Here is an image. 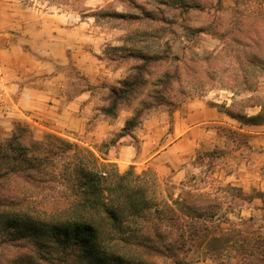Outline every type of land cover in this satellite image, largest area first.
Returning a JSON list of instances; mask_svg holds the SVG:
<instances>
[{"label": "rangeland", "instance_id": "obj_1", "mask_svg": "<svg viewBox=\"0 0 264 264\" xmlns=\"http://www.w3.org/2000/svg\"><path fill=\"white\" fill-rule=\"evenodd\" d=\"M72 7L84 5L73 0H0V141L11 135L17 122L28 125L36 139L46 132L54 133L109 158L120 171L129 165L136 172L152 170L158 177L159 197L164 195L161 190L167 183L177 185L186 175H202L205 170L209 172L208 181L201 185L207 190L224 191L232 185L246 194L264 193V124H241L218 106L228 105L232 95L225 85L233 76L220 69L228 58L222 52L223 41L229 42L233 21H258L264 16V0H154L143 9L131 10L137 14L125 17L112 13L110 5L109 14L103 8L96 10L94 22L107 29L119 28L117 37L123 44L122 50L111 46L115 35L111 34L107 45L96 53L108 69H121V78L92 84L72 63L37 73L32 66L36 55L31 50L37 41L20 30L25 20L35 28L37 17ZM220 29L227 32L225 40L219 37ZM128 49L157 53L162 58L149 64L145 83L135 97L118 108L116 117L107 118L101 108L107 104L110 88L120 86L141 63L128 54ZM236 78L242 79L239 74ZM24 86L50 91V96L42 94L36 98L38 107L25 108L20 99ZM241 89L239 97H245L247 93ZM258 89L264 90V77ZM87 90L91 103L85 112L87 118L83 125L67 128L56 110ZM158 94L163 95V103L154 102ZM49 104L58 108L50 110ZM137 110L141 111L139 125L121 135L124 120ZM99 123L106 126L100 131L101 138L94 133ZM218 127L243 131L248 145L240 142L243 139L232 140L233 135L225 137V131ZM212 148H223L225 153L209 170L205 164H197L196 158ZM254 196L251 201L239 200L240 205L228 216L234 220L252 216L254 226L264 232V196ZM27 254L26 248L15 250L0 244V264H11L10 259L26 258ZM187 259L192 264H238L236 246L221 254L201 247L191 251ZM157 262L169 261L159 258Z\"/></svg>", "mask_w": 264, "mask_h": 264}, {"label": "trees", "instance_id": "obj_2", "mask_svg": "<svg viewBox=\"0 0 264 264\" xmlns=\"http://www.w3.org/2000/svg\"><path fill=\"white\" fill-rule=\"evenodd\" d=\"M233 24L222 47L227 64L220 68L233 76L225 85L231 101L218 106L241 124H264V90L258 89L264 77V16ZM219 32L225 40L227 32ZM128 54L141 63L120 86L110 88L101 108L107 118L116 117L118 108L135 97L149 64L162 58L141 51ZM240 89L245 97H239ZM164 100L162 94L154 97L156 104ZM140 116L137 110L127 117L120 134L138 126ZM218 128L248 145L243 131ZM224 153L223 148L204 151L197 164L210 170ZM203 173H190L177 185L169 181L159 197L152 170L136 172L129 165L120 171L114 161L86 146L50 132L36 139L28 125L17 122L0 141V244L28 250L26 258H12L11 264H158L159 258L192 264L187 255L194 249L221 254L235 246L238 264H264V232L252 216H228L239 200L264 193L246 194L232 185L225 188L234 191L207 190L201 184L209 172Z\"/></svg>", "mask_w": 264, "mask_h": 264}, {"label": "crops", "instance_id": "obj_3", "mask_svg": "<svg viewBox=\"0 0 264 264\" xmlns=\"http://www.w3.org/2000/svg\"><path fill=\"white\" fill-rule=\"evenodd\" d=\"M80 1L83 8H64L56 14H48L46 17H37L35 28L28 26L27 20L22 24L21 32L28 36H33L37 41L36 47L31 50L35 53L32 60L36 72H48L51 67L56 65L74 64L80 73L90 84L97 82H113V79H120V70L108 69L107 66L96 56V53L107 45V40L111 34H115L113 40H109L111 46L116 50H122L123 39L117 37L119 28H103L94 22V12L104 9L105 14H109V5L114 9L112 13L119 17L128 14H137L133 9H143V5H149L154 0H73ZM108 10V11H107ZM57 21V23H56ZM133 51L128 49L127 52ZM40 68V69H39ZM43 68V69H41ZM26 71H30L25 67ZM33 86H24L21 91L20 99L23 100L25 108L38 107L40 103L36 98L42 94L50 96V91H44ZM89 90L81 91L66 106L59 108L49 104L50 110L57 109L56 114L61 117L64 126L67 128H77L83 125L87 118L86 111L90 110ZM84 108L80 109V105ZM65 105V103H64ZM31 106V107H30ZM223 112V111H222ZM225 113V112H224ZM226 114V113H225ZM227 115V114H226ZM65 118V119H63ZM108 123V121H106ZM254 125V124H249ZM111 126V125H110ZM94 131L96 137L101 138V129L106 128L99 123Z\"/></svg>", "mask_w": 264, "mask_h": 264}]
</instances>
